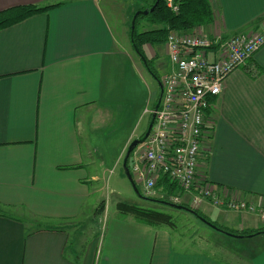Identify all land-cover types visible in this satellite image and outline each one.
Instances as JSON below:
<instances>
[{"label":"crops","instance_id":"obj_1","mask_svg":"<svg viewBox=\"0 0 264 264\" xmlns=\"http://www.w3.org/2000/svg\"><path fill=\"white\" fill-rule=\"evenodd\" d=\"M209 1L214 22L198 28L204 34L264 26V0ZM57 4L0 31V264H264L257 214L208 202L196 208L230 231H263L248 237L253 250L226 260L165 226L97 207L108 190L101 151L118 130L112 124L137 118L125 138L130 146L160 93L130 35L117 37L109 0H0V12ZM165 43L144 49L159 87L171 71ZM206 122L208 180L223 195L264 208V46L228 76ZM182 200L189 205L190 195Z\"/></svg>","mask_w":264,"mask_h":264},{"label":"built area","instance_id":"obj_2","mask_svg":"<svg viewBox=\"0 0 264 264\" xmlns=\"http://www.w3.org/2000/svg\"><path fill=\"white\" fill-rule=\"evenodd\" d=\"M165 4L171 12H180V0H165ZM200 31L169 32L165 45L171 71L160 81L159 108L155 105L145 111L149 119L155 116L154 124L145 142L135 148L132 158L130 155L129 171L135 184L143 185L147 198H154L159 182L166 179L178 190L176 195L161 193L169 204L186 205L182 197L190 195V206H186L192 210L208 202L226 211L257 214L264 220V208L223 195L201 168L209 154L211 132L206 114L211 100L221 94L228 76L246 66L264 46V26L228 37H211Z\"/></svg>","mask_w":264,"mask_h":264},{"label":"rangeland","instance_id":"obj_3","mask_svg":"<svg viewBox=\"0 0 264 264\" xmlns=\"http://www.w3.org/2000/svg\"><path fill=\"white\" fill-rule=\"evenodd\" d=\"M111 9H106V13L110 18V22L113 25V28L119 37L120 41H122L123 37L128 38L130 33V19L134 11L137 8L143 5V0H109ZM149 3H152L153 0H145ZM154 25H150L147 22H142L138 27L139 31H147L155 29ZM194 29L190 32H182V33H192L195 32ZM200 30V29H198ZM175 31V30H174ZM181 32V31H178ZM202 30L200 31V33ZM206 32V31H205ZM207 35V34H206ZM158 49V47H155ZM148 49V48H147ZM149 54V51L146 50ZM146 53V52H145ZM137 60L140 62L137 53ZM164 55H162V58ZM146 79L152 84L153 90L160 93V87L158 85L157 79L151 75L149 71L145 72ZM138 83H140L137 78ZM141 84V83H140ZM142 85V84H141ZM141 87L137 84L138 94L141 93ZM141 107V106H139ZM153 108V106H152ZM146 121L142 122V125L138 128L139 135L147 130L148 116L146 117ZM137 118L134 116L132 120L128 122L124 126V121L122 118L118 122H114L113 129H117V132L113 133V137H111L110 141L103 142L102 155H104L105 162H103L104 170L102 171L105 180L103 181V187L108 186V190L104 188L101 195L98 197V208L101 207L106 208L107 212L110 211L111 214L116 213L118 210L119 204H127L129 206H136L144 209H153L156 211H160L170 215L171 220L174 224L169 228L173 231L174 236L183 238L186 241L195 242L200 246V251L205 252L210 249H215L221 257L230 259L234 257L235 254H239L246 250L249 252L252 249L251 244L249 242L248 237L238 238L234 236H230L224 234L220 231L213 229L211 226L202 222V220L193 214L189 213L185 210H179L168 206L166 204H161L158 202H153L144 199L143 195V185L136 184L137 189L140 191L141 196L136 193L133 185L126 177L124 171V158L128 151L129 146L125 145V138H128L129 134L133 131ZM133 156L131 155V158ZM123 159V160H122ZM118 161V162H117ZM161 193L163 191L160 190L159 186L155 190L154 198L158 200L162 199ZM167 199V198H165ZM169 200V199H167ZM103 204V205H102ZM196 210V209H195ZM231 251V253H229Z\"/></svg>","mask_w":264,"mask_h":264},{"label":"trees","instance_id":"obj_4","mask_svg":"<svg viewBox=\"0 0 264 264\" xmlns=\"http://www.w3.org/2000/svg\"><path fill=\"white\" fill-rule=\"evenodd\" d=\"M156 1L157 0H153L152 3H149L143 0V5L137 8L136 11L133 12L129 24L130 27L129 35L134 49H137L138 51L137 53L141 57H144V62L147 69L151 72V74H153V76H155V78H157V80H159V78L156 76L154 66L151 64V62L148 60V58L145 55L144 52L145 47L147 45L155 46V45L164 44L167 40V36L169 32L171 31L175 30L181 32H190L194 29H198L200 27L210 25L214 22V14L209 0H180L179 13L171 12L167 8L165 4V0H161L159 4L155 7L154 11L150 12L147 16L139 15L137 17L135 32L132 33L131 30L132 20L135 14L141 10L143 11L150 10L155 5ZM59 5L60 4L48 6L44 8L37 6H20L2 11L0 12V31L9 28L11 26H14L16 24H19L35 15L47 12L49 9L57 7ZM142 22H147L150 25H154L156 28L147 31H139L138 27L141 25ZM252 70L256 72L255 68H253ZM158 99L159 96L157 97L155 105ZM150 120L151 118L149 119V122ZM158 186L159 188L163 189L164 193L170 195H172L173 192L177 190L176 186L174 184H170L169 181L166 179H162L159 182ZM144 199L171 206L170 204H168V202L164 200H158L157 198L144 197ZM173 205L174 204H172L171 207H173ZM179 206L188 207L186 205H179ZM118 208L122 214L125 215L131 214L135 219H137L138 221L144 224H148L154 227H162V226L171 227L172 225L174 226L170 215L160 211H156L153 209H144L136 206H129L127 204H122V203L118 205ZM193 210L196 212L195 214H193L194 216L202 217L208 222L215 225L217 228L228 233L248 236V235H257L263 232L262 230L245 231L242 233L230 231L216 224L215 222H212L210 219H208L203 214H201V212H199L198 210L195 209Z\"/></svg>","mask_w":264,"mask_h":264},{"label":"water","instance_id":"obj_5","mask_svg":"<svg viewBox=\"0 0 264 264\" xmlns=\"http://www.w3.org/2000/svg\"><path fill=\"white\" fill-rule=\"evenodd\" d=\"M160 1H161V0H157L156 3H155V5H154L150 10H144V11L141 10V11H138V12L135 14V16H134V18H133V20H132V27H131L132 33L135 32L137 17H138L139 15L147 16L150 12L154 11L155 7L159 4ZM136 51H137V49H136ZM137 52H138V51H137ZM142 59H143V61H144V57H142ZM160 89H161L160 96H159V99H158L157 104H156V106H155V109H156V110L159 108V105H160V102H161L162 93H163V90H162V86H161V84H160ZM154 119H155V116L153 115V116L151 117V120H150V122H149V125H148V127H147V130H146L144 136H143L142 138H140V139H135V140L130 144V146H129V148H128V151H127V153H126V156H125V158H124V163H123V165H124V166H123V167H124V171H125V173H126V176H127L128 180H129V181L131 182V184L133 185V187H134L136 193L139 194L140 196H141V193H140V191L137 189V186H136V184H135V182H134V179H133V177L131 176V173H130V171H129V168H128V161H129L130 155H131L132 152L135 150V148L138 147L139 145L143 144V143L145 142V140L148 138V136H149V134H150V132H151V129H152V127H153V124H154ZM168 204H169V203H168ZM170 205L172 206V204H170ZM173 207L176 208V209H179V210H186V211H188V212H190V213H192V214H195V213H196L194 210H192V209H190V208H188V207H185V206L173 205ZM198 218H200V219L202 220L203 223H205V224L211 226L213 229H215V230H217V231H220V232H223V233H225V234H227V235H230V236H234V237H238V238L253 237V236H255V235L244 236V235H236V234L228 233V232L222 231L221 229L217 228L215 225H213L212 223L208 222V221L205 220L204 218H202V217H198Z\"/></svg>","mask_w":264,"mask_h":264},{"label":"flooded vegetation","instance_id":"obj_6","mask_svg":"<svg viewBox=\"0 0 264 264\" xmlns=\"http://www.w3.org/2000/svg\"><path fill=\"white\" fill-rule=\"evenodd\" d=\"M159 96H160V94H159ZM145 132H146V131H145ZM145 132H143L141 135H139L137 139L142 138V137L144 136Z\"/></svg>","mask_w":264,"mask_h":264}]
</instances>
